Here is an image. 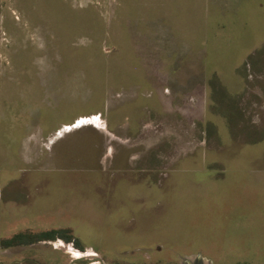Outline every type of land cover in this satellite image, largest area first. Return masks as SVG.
I'll return each mask as SVG.
<instances>
[{"label": "rangeland", "instance_id": "1", "mask_svg": "<svg viewBox=\"0 0 264 264\" xmlns=\"http://www.w3.org/2000/svg\"><path fill=\"white\" fill-rule=\"evenodd\" d=\"M200 260L264 264V0H0V264Z\"/></svg>", "mask_w": 264, "mask_h": 264}, {"label": "trees", "instance_id": "2", "mask_svg": "<svg viewBox=\"0 0 264 264\" xmlns=\"http://www.w3.org/2000/svg\"><path fill=\"white\" fill-rule=\"evenodd\" d=\"M71 233L72 232L69 229H63L60 231L53 230L42 234L40 237H36L31 233L25 232L17 234L9 240L3 241L2 245L5 248H12L18 246H30L34 242L54 241L55 239H60V241H63L67 244L73 243V246L79 249L80 245L72 236L73 234L71 235Z\"/></svg>", "mask_w": 264, "mask_h": 264}, {"label": "bare ground", "instance_id": "3", "mask_svg": "<svg viewBox=\"0 0 264 264\" xmlns=\"http://www.w3.org/2000/svg\"><path fill=\"white\" fill-rule=\"evenodd\" d=\"M57 246H59V247H64V248H66V249H68V250L70 249V247L64 245V244H63L62 242H60V241L58 242ZM191 260L193 261V258H192ZM192 261H191V262H192ZM193 262H194V261H193ZM200 263H202V264H210L209 261H204V262L202 261V262H200Z\"/></svg>", "mask_w": 264, "mask_h": 264}, {"label": "water", "instance_id": "4", "mask_svg": "<svg viewBox=\"0 0 264 264\" xmlns=\"http://www.w3.org/2000/svg\"><path fill=\"white\" fill-rule=\"evenodd\" d=\"M196 260H198V257H194V258H193V261H194V262H195ZM189 261H192V260L190 259ZM193 261H192V262H193ZM200 262H201V260H200Z\"/></svg>", "mask_w": 264, "mask_h": 264}]
</instances>
